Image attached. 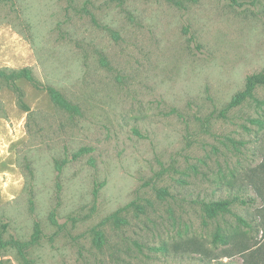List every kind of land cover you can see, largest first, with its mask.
<instances>
[{
    "label": "rangeland",
    "instance_id": "1",
    "mask_svg": "<svg viewBox=\"0 0 264 264\" xmlns=\"http://www.w3.org/2000/svg\"><path fill=\"white\" fill-rule=\"evenodd\" d=\"M0 71V264H264V0H0Z\"/></svg>",
    "mask_w": 264,
    "mask_h": 264
},
{
    "label": "trees",
    "instance_id": "2",
    "mask_svg": "<svg viewBox=\"0 0 264 264\" xmlns=\"http://www.w3.org/2000/svg\"><path fill=\"white\" fill-rule=\"evenodd\" d=\"M0 72H3V71H0ZM15 75L24 76L25 78L29 79L30 81H32L34 84L38 86L42 85L34 77L32 70L30 68H27V67L22 68L19 71L15 72ZM262 83H264V73H255V74L250 75L247 79L245 90L239 92L235 96V98L233 99V101L231 102L228 108L241 104L248 96H250L253 93L256 87ZM46 88L50 91L51 96L54 99L55 103L65 108H68V109H71L74 107V104L67 97H65L59 90H57L53 86H47ZM254 201L255 199L253 198L245 199V198L240 197L239 195H233V197H230V198H222V199L214 200L211 202H207L205 206L202 207V209L207 218L215 219L219 215L231 213L232 206L236 203L246 205V204H251ZM237 218L243 224L249 225L248 220L244 218L243 216L237 215ZM36 226H37V232L38 233L42 232V228L39 222L36 223ZM216 238L222 240L226 244H229L231 242V240L223 236L221 232L217 233Z\"/></svg>",
    "mask_w": 264,
    "mask_h": 264
}]
</instances>
